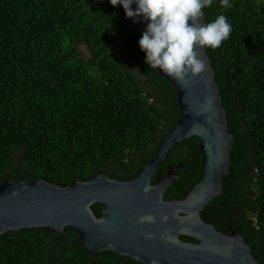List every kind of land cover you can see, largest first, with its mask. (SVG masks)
<instances>
[{"label":"trees","instance_id":"1","mask_svg":"<svg viewBox=\"0 0 264 264\" xmlns=\"http://www.w3.org/2000/svg\"><path fill=\"white\" fill-rule=\"evenodd\" d=\"M231 3L225 8L215 0L203 9L206 23L224 15L232 26L227 40L206 50L234 132L223 193L205 212L226 234L230 221L264 264V0ZM130 36L109 0H0V184L23 177L66 186L100 170L130 180L153 160L177 124V91L150 69ZM200 158L196 137L172 147L161 168L181 161L183 167L166 198H184ZM92 208L102 215L99 204ZM0 264L143 263L91 253L66 227L63 234L4 233Z\"/></svg>","mask_w":264,"mask_h":264},{"label":"water","instance_id":"2","mask_svg":"<svg viewBox=\"0 0 264 264\" xmlns=\"http://www.w3.org/2000/svg\"><path fill=\"white\" fill-rule=\"evenodd\" d=\"M117 7L131 29V40L140 49L138 41L148 21L140 17L134 21L125 15L122 5ZM199 22L206 23L204 10ZM196 50L205 64L198 76L177 82L158 68L177 91L180 115L150 163L130 180L112 178L104 170L66 186L43 178L5 180L0 184V236L24 228H47L63 234L70 227L85 250L94 254L112 251L143 264H261L230 221V233L226 234L205 212L208 203L223 193L234 132L208 52L203 47ZM192 137L200 140L201 174L184 198L166 199L183 163L177 168L170 166L166 176L160 172L155 183L153 177L172 147ZM94 204L100 205L101 216L96 215ZM148 216L153 220H142Z\"/></svg>","mask_w":264,"mask_h":264},{"label":"clouds","instance_id":"3","mask_svg":"<svg viewBox=\"0 0 264 264\" xmlns=\"http://www.w3.org/2000/svg\"><path fill=\"white\" fill-rule=\"evenodd\" d=\"M215 0H109L115 7L122 5L129 18L140 17L148 21L138 44L145 53V63L150 69L162 70L177 82L188 76H198L205 70L196 49L218 48L227 40L232 26L227 17L219 15L212 22L200 23L203 9ZM135 4V9L132 5ZM225 8L232 7L231 0H220ZM191 21V23H189ZM142 220H153L143 217Z\"/></svg>","mask_w":264,"mask_h":264},{"label":"flooded vegetation","instance_id":"4","mask_svg":"<svg viewBox=\"0 0 264 264\" xmlns=\"http://www.w3.org/2000/svg\"><path fill=\"white\" fill-rule=\"evenodd\" d=\"M163 163V162H162ZM162 163H161V165H162ZM181 163H183L182 161L179 163V165L181 164ZM202 164H203V153H202V158H200V161L198 162V167L200 168V173H199V176H200V174H201V171H202ZM161 165H160V170H158L156 173H155V175H154V177H153V180H152V182L153 183H155L156 182V180H157V177L159 176V174H160V172L162 173V175L163 176H166L167 175V173H168V171H169V169H170V166H172V168H177L179 165H177V164H173V163H171V162H168L167 163V169H166V171H163V169L161 168ZM182 167H183V165H182ZM182 168H180L179 170H181ZM179 170L177 171V172H179ZM185 169H183V171H184ZM176 172V173H177ZM176 173H175V175H176ZM199 176H198V178H199ZM172 185V184H171ZM170 185V186H171ZM170 188V187H169ZM168 188V189H169ZM166 198V197H165ZM166 199H172V198H166Z\"/></svg>","mask_w":264,"mask_h":264},{"label":"rangeland","instance_id":"5","mask_svg":"<svg viewBox=\"0 0 264 264\" xmlns=\"http://www.w3.org/2000/svg\"><path fill=\"white\" fill-rule=\"evenodd\" d=\"M80 51L82 52V54L85 56V57H88L90 55L89 53V49L87 46L85 45H81L80 46Z\"/></svg>","mask_w":264,"mask_h":264}]
</instances>
